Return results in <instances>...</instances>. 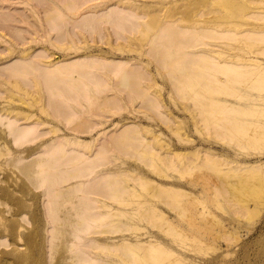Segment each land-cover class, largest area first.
Returning a JSON list of instances; mask_svg holds the SVG:
<instances>
[{
  "label": "bare ground",
  "instance_id": "6f19581e",
  "mask_svg": "<svg viewBox=\"0 0 264 264\" xmlns=\"http://www.w3.org/2000/svg\"><path fill=\"white\" fill-rule=\"evenodd\" d=\"M263 3L0 0V155L11 156L25 187L42 190L46 264H192L180 247L202 250L218 224L207 218H215L211 205L254 211L249 201L264 195ZM20 7L30 14L10 10ZM41 32L67 57H83L54 61L44 47L35 54ZM117 53L127 59H115ZM154 75L170 80V101L224 148L181 140L185 120L163 106ZM124 111L141 113L149 125L118 122L113 132L82 139ZM157 120L167 125V138ZM195 176L204 179L200 194L184 181L196 184ZM0 204L7 207L3 195ZM8 208L0 220L25 228L27 214L8 216ZM1 229L0 264L39 263L24 247L18 254L22 240ZM36 241H28L30 252Z\"/></svg>",
  "mask_w": 264,
  "mask_h": 264
},
{
  "label": "rangeland",
  "instance_id": "374dc122",
  "mask_svg": "<svg viewBox=\"0 0 264 264\" xmlns=\"http://www.w3.org/2000/svg\"><path fill=\"white\" fill-rule=\"evenodd\" d=\"M96 1H98V0H96ZM41 4L44 6V9H45L46 3L41 2ZM251 4L254 5V3L250 2V5ZM260 4L262 5V3H260ZM263 7H264V3H263ZM10 10H11V12L18 13V14L23 13V12H25L27 15L30 14V11L27 9L26 10L23 9V7H20L17 10H15V9H10ZM42 15H44V12L42 13ZM45 27H46V29L50 28L48 23H45ZM43 34L44 33L41 32V36H42L41 39L43 40V42H40L39 44L33 45V47H36L34 49H37L35 51V54L43 51L42 47H44V49H48L49 52L54 54L52 57V59H54V61H56L58 59H64V58H70V57L72 59L76 60L79 58L81 59L83 57L82 55L77 56L75 53H71V55L67 57V55L65 54L66 52L53 48L49 41H45L46 36ZM29 35L34 36L33 33H31V32L29 33ZM101 45L103 46L104 50L109 51L108 45L103 44V43H101ZM100 52L101 51H99V50H93L92 53H90V55H96ZM117 55H119V56H113L117 60L127 59L126 57H123L122 54H120V53H117ZM130 56L134 57V54H132ZM156 64H158V63L154 62L153 65L151 66L154 73L156 72V68H155ZM141 66L142 65H140V67ZM0 67H1V64H0ZM154 76L158 79L160 86H162V88H163V90L161 91V95H162L161 97L162 98L160 97L161 100L164 99V101H162L163 106H165V108L168 111L170 110L172 112L173 116L175 118H177L178 120H180V119L185 120L184 122H182V124H179L180 127L178 125V127L180 129L182 128L181 130H183L181 132L183 134L181 137L182 139L181 138L180 139L181 140L187 139L190 136L188 140L193 139L196 142V144H199L198 146L205 147V148L211 147V145H209V141L210 142L211 141L216 142L217 140H215V139H217V138L214 137V140H215L214 141L212 139L213 137L211 136V134L205 133L206 131H203L204 129H202V131H201L202 133H200L199 131H200V128H202V127L200 126V124H199L200 127H195V125L198 123L193 122L195 120H192V118L194 119V117H192L190 115V112H188V110H186V108L182 109L184 107L183 105L181 108V106H180L181 104L176 105V104H173L172 101H170L171 99H169L170 98L169 93H171L170 89L172 88V84L170 83V80H168L169 81L168 82V81H165V79H161L160 76H156V75H154ZM145 80H146V78L143 80V82ZM122 93H124V94H122L123 96L126 95L125 98L127 97L126 98L127 100H130V99L133 100V97H135L133 95V93L130 94V95H133V97L132 96L128 97L129 95L127 96V92L125 90ZM136 97H137V95H136ZM146 99L148 101L149 97L147 96ZM127 102H129V101H127ZM145 103H146V101H145ZM130 104H132V103H130ZM143 104L138 105L137 107L142 106ZM177 106H179L180 108ZM131 110H133V109H131ZM106 118H108L107 123H105L104 125H99L91 133L82 134V136H81L82 139L83 140H91L92 139L91 135H93L94 137H98L101 132H106L109 130H111L113 132L115 124L118 122H120V124L121 123L122 124H129L130 122H133L136 124L149 125L148 120L145 117H143L141 113H138L135 111H124L122 114L115 115L112 118L110 116H108ZM21 122H23V121H21ZM157 122H159V124L162 125V129H161V131L163 132L162 136L164 138H167L168 137L167 125L160 120H157ZM153 123H156V122L153 121ZM181 125L184 128L181 127ZM60 127L63 131H67L64 124H60ZM155 128H160V126L155 125ZM195 129H197V130L195 131ZM2 132L0 133V136H1V134L2 135L4 134V132L3 133ZM175 136H176V134H175ZM175 136L173 137V139L176 140L179 145H181V143L178 142V140H177L179 137L176 138ZM184 137H186V138H184ZM217 142L215 143L216 147H214V146H212V147L214 149L220 150L223 147L224 143L220 141L218 144ZM6 150H7V148H6ZM191 150H192L191 148L182 149L183 152L191 151ZM10 157L11 156L10 155L7 156V154L6 155H0V195L1 196L3 195V200H4V202L6 201V203H7V207H6V204H4V205L0 204V210L1 209H7L9 206L11 208V209L8 208L10 210V212H7L8 210L6 211V214L8 213L7 214L8 216H11V213L13 211L14 212H19V211L24 212L25 214H27V218L30 219V222H29L30 224L29 223L25 224L24 223L25 221L23 220V223L26 226L25 228L28 229V227H29V230L27 232L26 231L27 229H25L24 227L21 226L23 229H25V231L23 232L25 234L23 235L22 234L23 229L19 227L20 225L18 226L15 223L16 221L12 222V224L16 225V226L14 225L15 226L14 227V226L10 225V221H8V225H7L6 224L7 220L4 222V220H5L4 219L3 221L0 220V227L2 228L1 231H3V229L5 228L4 233L6 234L7 229H8L7 234H8V237L11 238V240L15 239V241H17L16 237L18 240L19 239H20V241L22 240L20 243H21V245L24 244V246L23 245L20 246V249L22 247H24L23 250L27 249V250H24V252L27 251V253H28L27 255L31 256V257H29V259L32 258V256H33L31 254H34L36 260L39 262L37 264H46L45 258L43 257V245H44V238H45L47 226L45 225V222L43 220V216H41L42 215L41 203H42L43 198L40 200V196H39V194L42 192V190L41 189H39V190L35 189L34 190L33 189L34 187L33 186L31 187L29 184H28L29 188H27V186L25 187V185H27L28 181L25 179L24 174L15 170L14 167H12V168L10 167V165L8 164V158H10ZM243 157H245V156H243ZM257 158L258 157H252L251 158V160H253L252 163L253 162L260 163L261 161H257ZM263 159H264V157H263ZM227 167H228V165H227ZM198 177L195 176V178H194L195 181H197L196 184L189 183L188 181H191L190 178L186 177L187 180H185L186 178H184V181H186L190 185V187L194 188L197 191L196 194H200L201 191L203 190L202 182L204 181V179H201V177L200 178H198ZM210 181L214 182V184H217L220 182V178H218L216 175H213V176H211ZM6 184H8V186ZM9 187H10V189H9ZM6 188L9 189V191L5 190ZM201 196H202V198L207 197L206 193H202ZM224 203L226 204L227 207H229L227 202H224ZM249 203H250V208L254 210V211H252L251 214L235 213V212L229 211L228 209L223 208L221 206L211 205L210 208L212 209V212L214 213L215 218L212 216L207 217V218H209L212 223L218 222V224H216L217 226L215 225L216 227H214V229L211 231L213 235L211 234V232L209 233L210 236L209 237L207 236V239H206L207 242H204L201 244L202 250H200V251L195 250L196 249L195 246H189V248L180 247L181 251H183L185 249V252H186V253L185 252H182V253H184L186 256L191 255V257L194 258V261L192 262V264L193 263L194 264H264V195L261 198L251 199L249 201ZM199 207H202V206L199 205ZM2 223L6 224V225L3 224L4 227H2L3 226ZM5 226H7V229ZM10 227H11L12 231H10L11 229L9 230ZM12 227L17 228L18 230L14 229ZM13 229L15 231H18V233H20V234H18V233L16 234V235H19L20 237L16 236L15 234H12L14 231ZM32 230H37L36 232L33 231V233H35L36 235H34V234L29 235V232ZM30 240L31 241L37 240L36 242L38 243V246H36L34 249H31V252L29 251L30 246L28 243V241H30ZM206 240H204V241H206ZM39 241H40V246H39ZM17 242H19V241H17ZM25 244H26V246H25ZM18 245H19V243H18ZM27 246H29V247H27ZM23 250L21 249V252H19L18 254L22 255L24 253ZM188 251H190V252L188 253ZM36 254H38V255L36 256ZM27 255H26V261L28 259ZM188 260H189L188 262H190V259H188ZM20 261H22V260H20Z\"/></svg>",
  "mask_w": 264,
  "mask_h": 264
}]
</instances>
